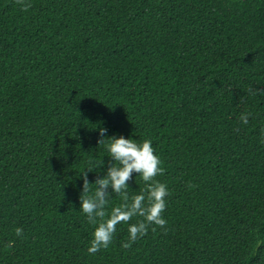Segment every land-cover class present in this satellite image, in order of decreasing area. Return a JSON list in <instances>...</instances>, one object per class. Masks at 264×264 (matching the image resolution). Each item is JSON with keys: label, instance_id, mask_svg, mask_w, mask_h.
<instances>
[{"label": "trees", "instance_id": "16d2710c", "mask_svg": "<svg viewBox=\"0 0 264 264\" xmlns=\"http://www.w3.org/2000/svg\"><path fill=\"white\" fill-rule=\"evenodd\" d=\"M24 3L0 0V264H264V0ZM101 128L152 141L167 232L89 254Z\"/></svg>", "mask_w": 264, "mask_h": 264}, {"label": "clouds", "instance_id": "9594fccd", "mask_svg": "<svg viewBox=\"0 0 264 264\" xmlns=\"http://www.w3.org/2000/svg\"><path fill=\"white\" fill-rule=\"evenodd\" d=\"M16 2L23 5L22 10L27 11L31 7L30 4H25L24 0H16ZM249 92L253 95H264V90L250 88ZM250 115V113L242 114L241 122L248 124ZM99 132L101 139L98 140V144H103L107 140V151L114 163L108 166L104 177L96 179L94 184L88 180L87 172H91L90 170L81 174L83 187L80 195V210L86 216L87 222L95 226L88 247L89 254L107 249L113 242L117 225L120 224L129 225L127 241L122 244L124 249H131L133 244L148 234L152 225L167 232L164 213L170 192L167 184L156 179L164 175L165 170L152 146V141L144 139L143 142H137L123 136L105 139L103 137L107 129L101 128ZM133 173L142 178L145 187L139 194L130 196L128 182L132 179ZM93 185H95L94 192L90 187ZM187 186L195 187L191 182ZM113 193L120 197L121 203L113 207L109 213L108 205ZM134 217L142 219L130 223ZM14 231L17 237L23 236L22 228L17 227ZM152 231H156V228L153 227ZM11 245L12 242L9 243V246Z\"/></svg>", "mask_w": 264, "mask_h": 264}]
</instances>
